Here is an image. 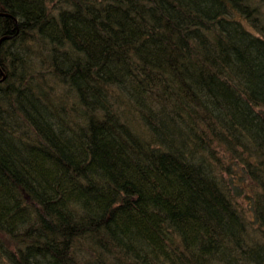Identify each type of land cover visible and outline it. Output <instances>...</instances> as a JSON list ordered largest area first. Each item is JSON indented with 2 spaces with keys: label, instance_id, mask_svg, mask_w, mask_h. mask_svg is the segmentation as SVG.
Listing matches in <instances>:
<instances>
[{
  "label": "trees",
  "instance_id": "trees-1",
  "mask_svg": "<svg viewBox=\"0 0 264 264\" xmlns=\"http://www.w3.org/2000/svg\"><path fill=\"white\" fill-rule=\"evenodd\" d=\"M0 39V264H264V0H0Z\"/></svg>",
  "mask_w": 264,
  "mask_h": 264
},
{
  "label": "water",
  "instance_id": "water-1",
  "mask_svg": "<svg viewBox=\"0 0 264 264\" xmlns=\"http://www.w3.org/2000/svg\"><path fill=\"white\" fill-rule=\"evenodd\" d=\"M2 39H4V38H2ZM2 39H0V41H2Z\"/></svg>",
  "mask_w": 264,
  "mask_h": 264
},
{
  "label": "bare ground",
  "instance_id": "bare-ground-1",
  "mask_svg": "<svg viewBox=\"0 0 264 264\" xmlns=\"http://www.w3.org/2000/svg\"><path fill=\"white\" fill-rule=\"evenodd\" d=\"M5 38V37H4Z\"/></svg>",
  "mask_w": 264,
  "mask_h": 264
}]
</instances>
